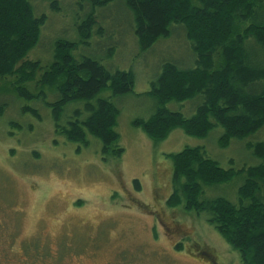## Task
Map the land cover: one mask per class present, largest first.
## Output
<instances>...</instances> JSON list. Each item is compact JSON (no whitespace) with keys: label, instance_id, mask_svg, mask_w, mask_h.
<instances>
[{"label":"rangeland","instance_id":"obj_1","mask_svg":"<svg viewBox=\"0 0 264 264\" xmlns=\"http://www.w3.org/2000/svg\"><path fill=\"white\" fill-rule=\"evenodd\" d=\"M29 1L46 20L27 58L47 65L54 40L67 38L77 42L75 56L131 69L135 82L132 92L112 96L104 89L98 95L118 107L116 129L124 147L121 157L104 160L97 137L88 133L84 145L57 135L49 106L41 98L17 96L12 91L15 76L0 77V103H6L0 114V264H43L35 259V249L43 250L44 264H241L238 253L203 214L166 205L173 173L166 154L201 146L224 168L254 165L264 158L249 144L264 141V126L245 138L231 139L226 147L219 145L220 125L202 137L176 127L165 139L153 141L132 121L146 119L158 108L147 91L163 62L193 66L195 55L181 27L172 24L168 36L141 50L130 11L122 0H113L94 9L103 30L96 33L94 26L85 44L79 42L76 25L91 10L88 4L79 8V0H55L60 6L55 9L54 0ZM24 85L38 91L33 81ZM43 90L47 100L56 97L48 87ZM200 102L196 95L170 100L165 107L189 117ZM25 106L36 108L40 118ZM77 107L82 108L83 101L68 103L64 115ZM242 179L237 174L229 182L206 185L204 195L235 201Z\"/></svg>","mask_w":264,"mask_h":264},{"label":"trees","instance_id":"obj_2","mask_svg":"<svg viewBox=\"0 0 264 264\" xmlns=\"http://www.w3.org/2000/svg\"><path fill=\"white\" fill-rule=\"evenodd\" d=\"M111 1L79 0V8L86 4L91 8L76 25L79 42L89 43L94 26L96 33L102 32L94 9ZM122 1L132 15L141 50L168 36L175 24L185 32L195 55L193 66L182 67L173 61L161 64L147 91L158 101V108L146 119H133L135 126L153 141H160L176 127L202 137L220 125L221 147L264 126V0ZM52 7L60 8L55 0ZM45 20L46 14H36L29 0H0V77L15 76L12 91L17 96L41 98L49 106L57 135L86 145L90 133L101 143L102 159L121 157L124 147L116 129L119 109L108 97L98 95L104 89L112 96L132 92L133 71L110 68L93 56L77 57L73 53L77 42L61 37L54 40L52 61L47 65L27 58ZM113 51L112 47L110 56ZM29 81L38 91L24 85ZM44 87L56 93L53 100L46 99ZM196 95L201 96V102L189 117L165 107L170 100L184 101ZM76 101H83V107L64 115L65 106ZM5 106V102L0 103V114ZM24 110L40 118L36 108L25 106ZM249 146L256 156L264 158V141ZM166 155L173 167L172 191L166 205H182L187 211L203 214L238 253L241 264H264V162L224 168L201 146H185ZM237 174L243 181L235 201L204 195L206 185L229 182ZM133 186L140 188L137 178ZM42 251L35 249V259L44 264Z\"/></svg>","mask_w":264,"mask_h":264}]
</instances>
